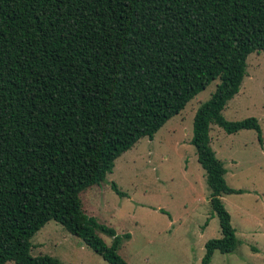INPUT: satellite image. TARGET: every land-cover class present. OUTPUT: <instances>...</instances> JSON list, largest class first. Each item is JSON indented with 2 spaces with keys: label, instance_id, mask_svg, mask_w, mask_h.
I'll list each match as a JSON object with an SVG mask.
<instances>
[{
  "label": "trees",
  "instance_id": "trees-1",
  "mask_svg": "<svg viewBox=\"0 0 264 264\" xmlns=\"http://www.w3.org/2000/svg\"><path fill=\"white\" fill-rule=\"evenodd\" d=\"M252 52L264 53V0H0V264H60L29 254L48 221L107 264H127L117 249L129 235L84 214L78 195L215 80L190 140L220 233L199 264L232 252L220 197L241 191L226 185L208 133L253 130L260 141L255 118L221 115Z\"/></svg>",
  "mask_w": 264,
  "mask_h": 264
},
{
  "label": "rangeland",
  "instance_id": "rangeland-1",
  "mask_svg": "<svg viewBox=\"0 0 264 264\" xmlns=\"http://www.w3.org/2000/svg\"><path fill=\"white\" fill-rule=\"evenodd\" d=\"M245 64L239 90L221 115L226 121L255 118L260 141L253 130L226 134L209 126V147L222 163L224 181L241 191L220 197L237 245L230 253L215 251L209 264H264V53L248 54ZM217 82L193 96L151 139L140 138L120 154L99 185L78 195L84 214L117 236L129 235L117 249L127 264H199L204 243L220 237L204 171L190 143L193 115ZM112 184L122 195L112 190ZM98 236L106 245L111 243L110 237ZM30 243L32 257L46 255L60 264H107L53 221L44 224Z\"/></svg>",
  "mask_w": 264,
  "mask_h": 264
}]
</instances>
